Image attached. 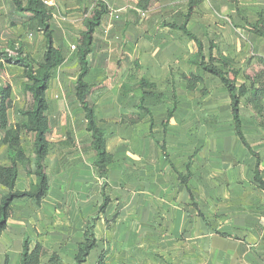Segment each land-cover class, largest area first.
I'll list each match as a JSON object with an SVG mask.
<instances>
[{
  "label": "rangeland",
  "instance_id": "1",
  "mask_svg": "<svg viewBox=\"0 0 264 264\" xmlns=\"http://www.w3.org/2000/svg\"><path fill=\"white\" fill-rule=\"evenodd\" d=\"M20 1L24 5L27 0ZM43 1L47 3L46 6L52 13L49 27L53 34L54 46L63 45L65 58L63 65L53 72L48 89V120L51 132L48 135L49 148L46 158L49 186L46 201L51 203L54 201L61 202V206L66 212L61 222L66 221L67 230L71 231V233H76L80 229L81 221L84 222L87 218L83 211L90 209L92 213L94 210L98 212V208L103 201L101 196L103 181L98 177L96 168L93 166L94 153L90 145V136L84 129L81 115L77 111L79 106L74 96L76 75L78 73V66L73 60L75 47L79 39V33L83 28V22L93 4L92 0ZM256 1L242 0V3L246 6L242 12L248 19H252L255 15L257 7L254 3ZM235 3L236 0H213L211 4L207 2V7H205V4L201 5L202 12L196 10V15L192 16L188 28L203 41L206 56L209 37L210 39H213V37L215 39L217 46L215 55L223 53L229 57L230 55L235 58L239 57L241 54L239 45L242 43L258 49L257 39L254 36L236 31L230 25L228 16L231 15V9H234ZM130 4L132 5V2L126 1L125 5ZM4 6L6 7V3H4ZM113 8L117 9L120 7L115 4ZM149 8L151 10L146 14L144 20L140 22V26L144 25V31L149 27H159L161 23L165 22L181 23L182 15L186 11V0H153ZM128 9L129 7L127 6L125 11L116 10V12H109L108 16L101 22L95 35L96 45H100L99 48L97 46V50H100L98 52L105 53L111 57L109 63L104 65V73H107V77L101 80H97L98 76L93 78L94 81L103 82V89L117 86L123 78L126 84L131 82V71L129 70L130 66L127 63V57L128 60L136 57L135 55H130V45H132V40L134 39L133 31L137 26L136 17H133ZM198 13L199 15L201 13V15L198 16ZM19 24V28L15 26L14 32L8 35L14 48L5 47L1 51L14 52L18 49L21 50V44L25 51L28 48L24 44L25 39L23 36L32 34L33 37H37L42 32L37 29L32 17L26 13H20ZM119 31L123 35L121 40L118 37ZM165 33L168 34L167 31ZM103 41H108L109 45H102L101 42ZM177 41L180 44L177 54L178 58L169 67L172 79H167L160 85L167 96V101L152 109L155 123L158 124L165 119L166 111L172 107L173 101L177 103L174 118L164 133V143L171 162L176 169L186 171L185 163L190 155L196 151L198 154L191 162V171H252L255 158L237 140L231 120L225 119L227 116V98L220 81L203 73L197 67H189L181 56L186 54V57H189L195 51V48L191 42L180 40V37ZM42 53L41 50L33 52L35 55L33 61L41 60ZM171 53H173V50ZM2 63L7 64L5 62ZM91 65L95 66V58L91 60ZM1 67L2 64L0 65ZM261 68L262 65L254 57L250 66L245 67L243 71L251 73L257 72ZM94 71L96 70L94 69ZM184 72L188 75L196 74L202 76L204 85H199L196 89L197 92H189L185 88L183 77H181V73ZM26 81V70L21 68V66L10 65L0 69V85L9 84L10 90H14V94H12L14 110L10 113L7 111V130L16 128L22 123L23 116L16 110L22 107L20 111H26L29 108L30 99L27 98V95H23L21 91ZM124 81L121 82L122 85L125 84ZM199 87L202 88L200 89ZM59 94H61L60 97L58 96ZM56 95L59 98H55ZM96 97H98L97 94L95 99ZM138 98V91H128L127 95L123 96L118 111L102 113V126L106 128L108 134L107 150L114 155L112 163L108 166L109 178L104 190L105 195L109 199L105 210L110 206L109 214L106 213L107 216L103 217L104 230H111L115 225V219L121 213L122 209L117 202L125 200V195L136 193L135 191L127 190L126 187L123 188L120 185H116L118 181L114 177L115 172L150 171V167L158 166L160 158L163 159V154H161L157 144L149 136L150 130L147 118L137 126H127L126 124L123 125L124 123L122 125L118 123L121 119L118 120L119 108L126 113L129 111L132 113ZM261 104L263 111L255 113L251 106L247 104V97H245L242 99L241 115L244 135L252 150L260 154L262 159L261 169L264 171V127L262 126L264 124V99ZM56 106L57 108L55 109L54 107ZM152 132L154 139L156 137L159 142H162V128L155 126ZM4 136L5 131L0 130V165H7L8 163V152H5L6 145L3 143ZM226 138H231L232 140L227 146H225ZM32 142V134L20 133L19 144L24 150V162L23 165L18 166L20 171V174L18 171V176H20L21 182L26 185L25 190H28L30 183L35 181ZM3 189L4 192H0L2 197L7 193V189L4 187ZM223 201L225 200L221 199L219 202ZM34 204L36 206L39 205L36 202ZM26 207L22 208L25 209ZM70 207H72V210ZM67 212L69 213L68 215ZM144 216V209L131 215V221L136 223L139 230L140 239L144 234L147 236V233L142 232L145 223ZM61 222L55 223L57 228H61ZM29 234L33 239L38 237L32 226H29ZM144 241L140 240L132 247L135 249L134 251L139 248L140 252L134 253L132 251L131 259L134 260L129 262H115L111 243L106 242L104 249L101 251V253L104 251L105 255L103 264L149 263V255L152 252L148 239ZM127 249L124 246L121 248L122 251L128 254ZM67 253L69 255L63 256L59 264L73 263V251L72 253L71 251ZM50 254L48 250L46 255L41 257V264H49ZM99 257L93 264H99ZM6 258L9 259L8 256ZM5 264H9V260Z\"/></svg>",
  "mask_w": 264,
  "mask_h": 264
},
{
  "label": "crops",
  "instance_id": "2",
  "mask_svg": "<svg viewBox=\"0 0 264 264\" xmlns=\"http://www.w3.org/2000/svg\"><path fill=\"white\" fill-rule=\"evenodd\" d=\"M126 1L132 2V5L130 4L127 6L129 7L128 10L130 14L133 17H136L137 26L133 31L134 39L132 40V45H130V55H135L136 57L129 60L127 57V63L130 66L129 70L131 71V82L129 84H126V81H124L123 78L121 80L124 81L125 84L122 85L121 81L117 86L103 89V82L101 83L96 80L94 81L93 78H95V76H98L97 80H101L104 79V77H107V73H104V65L106 63H109L111 59L109 55L100 53L98 52L100 50H97V46L99 48L100 45H96L95 35L100 26L96 29L93 35L92 52L88 57L90 70L88 75L84 79L86 83L96 85L95 89L88 97V101L94 107L95 115L97 120L99 121L100 126L105 130L106 128L102 126V113H113L115 111H118V107L122 103L123 96L125 94L127 95L128 91L131 90L139 92L138 101L132 109V113H136L135 107L139 102L141 92L135 89L134 86L140 79H144L150 83L155 84L156 91L166 96L160 85L165 80L172 79V74L169 71V67L171 64L175 63L176 58H178L177 54L180 44L177 40L179 39V37L180 40H187L191 42L195 48V51L192 52L189 57H186V54L181 56L182 60L186 61L187 65L188 60L196 52L194 42L188 40L180 31L162 27V23L159 25V27H149L144 31V25L140 26V22L144 20L146 14L151 9L148 8L147 10H140L137 7L140 0H106L108 14L109 12H116V10L125 11V8H127V6L125 5ZM212 1L213 0H202L201 4L194 10L192 16L196 15V10H199L198 12H202V8L200 7L201 5L205 4V7H207V2L211 4ZM256 2L254 3V5L257 7L255 15L252 19H248V17L242 12V10L246 6L242 3V0H236L234 9H231V15L228 16L230 25L234 27L236 31L244 32L245 35L248 34L254 36L252 33L246 30L247 26L241 19V17L247 19L249 23H254L257 20V15L259 13L262 12L264 16V0ZM4 3H6V7L4 6ZM115 4H117L120 8L114 9L113 6ZM24 5L22 4V6ZM237 9L240 11V16L237 14ZM20 13L25 14L26 12L17 10L12 0H0V51L5 47H9V45H11L8 35L11 32H14L15 26L16 28H19ZM26 14L30 15L29 13ZM108 14L106 16H108ZM200 15L198 13V16ZM181 23L178 22L177 24ZM164 30H166L168 34H166V31L164 32ZM118 37L120 40L123 38L121 31H119ZM254 37L257 39L256 42L258 45V49H256L255 47L251 48V46L242 43L241 45H239V47L241 48V54L239 57L235 58L231 55L229 57L226 54H221L230 58L237 68H241L242 70H244L245 67H247V63L249 59L252 58V56H254L255 59H264V40L260 37ZM23 38L25 39L24 44L28 48L24 51L22 47L23 45H20L23 56H26L30 62H39L40 60L33 61L35 59V55L33 54V52L41 50L43 52V56L46 49V40L43 32L39 33L37 37H33L32 34H28L27 36L24 35ZM35 40L36 42L34 43ZM199 40L203 44L201 38H199ZM212 40H215L214 37ZM214 43L216 44L215 41ZM101 44L104 46L109 45L108 41H103L101 42ZM172 50L173 53H171ZM76 53L77 52L75 50L73 60L78 66ZM254 57L252 61L254 60ZM94 58L95 66H92L91 60ZM174 60L175 62H173ZM1 64V68L12 65L0 63V65ZM188 66L196 67L190 65ZM94 69L96 71H94ZM184 75L188 74L186 72L181 73V77H183ZM196 76L202 78V76L200 75ZM51 80L52 78L49 81V85ZM182 80L184 81L185 88L187 90V83L183 78ZM49 85L45 92L46 101L48 100ZM200 85H204V81ZM199 88L201 89L202 87ZM21 91L23 95H27V98L30 99V96L28 94H25L23 88L21 89ZM225 92L227 98V116L225 117V119L231 120L232 123L229 95L226 90ZM12 94H14V90L12 91L11 89V104L9 109L7 110L8 113L13 112L14 110ZM96 94L98 97H96L95 99ZM58 96L60 97L61 94H59ZM59 97H57V95L55 96V98ZM75 100L78 103L76 97ZM166 101L167 96L166 100H164L162 104H164ZM78 106L79 108L77 109V111L81 115L85 129L84 113L79 103ZM155 107L150 108L151 113L152 109ZM21 108L22 107L17 109L16 112H22L20 111ZM54 108L56 109L57 106ZM168 110L169 109H167V111ZM119 111L120 113L118 120L123 115L131 114V111L126 113L123 111V109L121 110L120 108ZM174 113L169 121L168 126H170L171 121L174 118ZM145 118L148 119L149 126L150 119L149 117ZM145 118H143L141 121H144ZM152 118L154 121V125L158 127H160L159 125L165 121L164 119L157 124L155 123L153 114ZM25 121L26 118L23 117L22 122ZM140 122H137L133 125H126L137 126ZM118 123H120L121 125L123 124L121 122V119L118 121ZM107 135L108 134H106V148L108 149ZM155 140L158 141L156 137ZM163 140H165L164 133L162 142ZM230 141H232L231 138H226L225 146H227ZM5 152L7 153L6 146ZM195 153L196 151H194L193 154L190 155V157L194 155L193 160L197 157L198 154ZM162 158L163 159L160 158L158 166L150 167V171L115 172L114 177L118 181V184L116 185H120L123 188L126 187L127 190H132L136 193L125 195V200L117 202V204L119 203V207H121L122 210L120 215L115 219V225L111 230L103 229V217H105L106 213L109 214L110 206L107 208V210H105V213L100 216L94 229L96 247L90 251L84 264H93L95 260L97 261V258L99 257L101 251L104 249V245L106 242L111 243V250L114 255L113 260L115 262L132 261L134 260L131 259L132 251L135 250L132 247L136 245L140 240L146 241V239H148V244L152 252L151 255H149L150 259H148L149 263L147 264H264V192H262L258 188V185L254 182L252 173L253 171L190 170L192 177L188 181V186L192 192V195L198 203L199 212L203 215L202 218L201 216H199L196 208L192 206V201L190 200L186 187L180 184L178 175L168 165L165 157L163 156ZM176 170L177 172L182 174L186 173V171H180L178 169ZM19 177L20 176H18L15 183V190L24 191L26 189V185L21 182ZM261 177L264 180V171H262V169ZM0 192H4V189L1 186ZM47 196L48 195H46L45 198L40 201L38 206H36L34 202L28 199H19L12 202L11 215L6 221L5 229L0 233V264H5L7 260H9V264H17L20 253L22 251L23 236L25 234H28L30 236L29 226H32V228L37 233L36 235L38 237L35 239V241L41 243L46 251L49 250L51 254H56L60 259L65 255H69V253H67L68 251H71V253L73 251V256H76L78 251V244L83 242L84 222L81 221L80 229L76 233H71V231L67 230L66 221H63L64 223L61 222L64 213L66 214L64 208H62L61 206V202L54 201L53 203H51L50 201H46ZM1 197L2 196L0 195V200ZM221 199L225 201L219 202ZM24 206L27 207L23 209L22 207ZM70 208L72 210V207ZM142 209H144L145 215V223L142 232L147 233V236H145L144 234V236H142L140 239L139 230L136 223L131 221V215L136 214V212H139ZM84 212L86 215L85 217H89L97 213L95 212V210L92 213L90 209H87V211H83V213ZM68 214L69 213L67 212V215ZM58 222H61V228L56 227L55 223ZM47 229H49V231H47ZM54 229L55 231H53ZM220 234H225L226 236L222 237L220 236ZM123 246L128 248V254L125 251L121 250ZM136 250L137 251H134V253L140 252L139 248H137ZM7 256L9 257V259L6 258Z\"/></svg>",
  "mask_w": 264,
  "mask_h": 264
},
{
  "label": "trees",
  "instance_id": "3",
  "mask_svg": "<svg viewBox=\"0 0 264 264\" xmlns=\"http://www.w3.org/2000/svg\"><path fill=\"white\" fill-rule=\"evenodd\" d=\"M12 1L17 10L24 11L32 16L37 28L40 29L45 36L46 49L42 59L36 63L30 62L26 56H23L20 49L16 51L17 56L13 58L8 57L5 52L0 51V63L5 62L7 64L21 66L26 70L27 81L23 84V90L25 94L30 96L29 108L26 111L20 112V114L26 118V121L19 124L16 128L7 130V110L11 104V90L8 85H0V130L5 131L3 143L7 146L8 152V164L0 165V186L7 189L6 195H4L0 201V233L6 227V221L11 215L10 208L14 200L30 199L36 203H40L49 192L46 158L49 148L48 135L51 132V128L48 120V104L45 99V92L53 72L64 62L63 46H54L53 43V34L49 27L52 19L51 10L42 0H28L24 6H22L20 0ZM152 1L153 0H140L137 7L140 10H147L151 6ZM201 2L202 0H186V11L183 14L182 23H162L161 26L180 31L188 40L194 42L196 52L188 60V65L199 67L204 73L215 77L227 91L234 134L241 145L255 158L252 170L253 179L258 185V188L264 192V180L261 177L260 168L262 159L260 154L254 152L249 145L243 133L241 121V105L242 99L245 97H247V104L251 106L255 113L263 111L261 103L264 99V59H257V62L262 65L259 71L247 73L241 68H237L233 61L223 54L217 53V55H215L217 46L212 39H209L206 56L202 42L187 27L194 10ZM92 4V8L83 22V30L79 33V39L75 47L79 71L74 90L75 97L84 113L85 130L90 136V145L94 153L93 166L96 168L98 177L103 181L101 187L103 201L98 208V212L84 220L83 242L78 244V251L72 264H84L90 251L96 247L94 229L97 221L100 216L104 214L106 206L109 203V199L105 195L104 190L109 178L108 166L112 163L114 157L106 148L107 131L100 126L95 115L94 107L88 101V97L93 92L96 85L88 84L84 81L90 70L88 57L92 52L93 35L100 26L102 19L108 14L106 0H92ZM237 14L240 16V11L238 9ZM241 19L246 24V30L248 32L264 40V16L262 12L257 15V20L254 23H249L248 20L243 17H241ZM13 48V44L9 45V49ZM252 59L253 58H251V61H248V67ZM183 79L187 83V90L189 92L195 91L198 86L203 83L201 77L192 74L184 75ZM134 88L141 92L139 102L135 107L136 113L123 115L121 117V122L133 125L140 122L143 118L149 117V136L154 139L152 130L155 125L150 108L162 104L164 100H166V96L156 91L155 84L144 79H140ZM176 106V101H173L172 108L167 111L165 121L159 125L163 133H165L167 129ZM262 126L264 127V124ZM20 133L32 134L33 136V174L35 181L31 182L28 190L25 191L15 190V183L19 171L18 166L23 165L24 162V150L19 144ZM154 141L167 160L168 165L178 175L180 184L186 187L190 200L192 201V206L196 208L199 216L203 218V215L199 212L198 203L188 186V181L192 177L190 165L194 155L191 156L185 164L186 173H179L170 160L164 143L165 140H163L162 143H159L155 139ZM220 236L225 237L226 235L220 234ZM46 253L47 251L41 243L35 241V239L28 234H25L22 240V251L17 264H41V257ZM104 258L105 255L103 251L98 259V263L103 264ZM48 263L59 264L60 258L56 254H51Z\"/></svg>",
  "mask_w": 264,
  "mask_h": 264
},
{
  "label": "built area",
  "instance_id": "4",
  "mask_svg": "<svg viewBox=\"0 0 264 264\" xmlns=\"http://www.w3.org/2000/svg\"><path fill=\"white\" fill-rule=\"evenodd\" d=\"M43 1V0H42ZM43 3L46 5L47 3L45 2V1H43ZM87 16V15H86ZM6 52V54H7V56L8 57H11V58H13V57H16L17 56V52L16 51H12V52H9V51H5Z\"/></svg>",
  "mask_w": 264,
  "mask_h": 264
}]
</instances>
